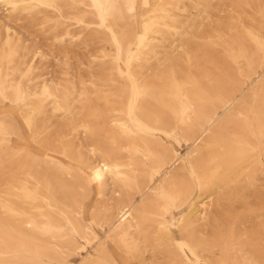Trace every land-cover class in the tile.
Returning a JSON list of instances; mask_svg holds the SVG:
<instances>
[{
    "label": "rangeland",
    "instance_id": "1",
    "mask_svg": "<svg viewBox=\"0 0 264 264\" xmlns=\"http://www.w3.org/2000/svg\"><path fill=\"white\" fill-rule=\"evenodd\" d=\"M12 1L0 264H264V0Z\"/></svg>",
    "mask_w": 264,
    "mask_h": 264
},
{
    "label": "bare ground",
    "instance_id": "2",
    "mask_svg": "<svg viewBox=\"0 0 264 264\" xmlns=\"http://www.w3.org/2000/svg\"><path fill=\"white\" fill-rule=\"evenodd\" d=\"M8 4H12L13 1L12 0H3ZM34 93V92H33ZM96 113V112H95ZM91 115V113H89ZM98 115V114H97ZM127 117V116H126ZM104 125V124H103ZM120 127L123 126V124L119 123L118 124ZM131 128V127H130ZM121 136V135H120ZM117 142V141H116ZM120 172V168L119 166L114 163V164H110L104 161H99L97 164H95L92 168H91V174H92V178L95 181V183L97 184H101L105 177L106 174H114V173H119ZM108 175V174H107ZM54 180V179H53ZM27 182V181H26ZM45 190V189H44ZM212 200V199H211ZM14 205V204H13ZM202 206H206L204 203L202 204ZM20 208V207H19ZM26 209V208H25ZM198 208H195V211H197ZM124 213V221H132L134 220V214L132 212V209L128 208L127 210H123ZM78 215V214H76ZM80 215V214H79ZM80 217V216H79ZM86 229V228H85ZM90 232V230H89ZM91 233V232H90ZM128 250V249H127ZM106 253V252H105ZM107 255V254H105ZM108 256V255H107ZM113 260V259H112Z\"/></svg>",
    "mask_w": 264,
    "mask_h": 264
}]
</instances>
